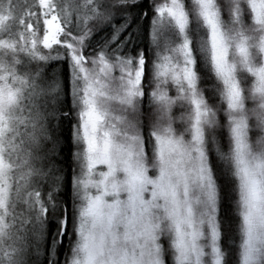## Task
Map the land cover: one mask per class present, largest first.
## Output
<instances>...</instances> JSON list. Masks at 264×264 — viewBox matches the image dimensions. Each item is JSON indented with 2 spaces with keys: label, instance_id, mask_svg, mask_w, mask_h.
Listing matches in <instances>:
<instances>
[{
  "label": "snow or ice",
  "instance_id": "obj_1",
  "mask_svg": "<svg viewBox=\"0 0 264 264\" xmlns=\"http://www.w3.org/2000/svg\"><path fill=\"white\" fill-rule=\"evenodd\" d=\"M0 264H264V0H0Z\"/></svg>",
  "mask_w": 264,
  "mask_h": 264
},
{
  "label": "rangeland",
  "instance_id": "obj_2",
  "mask_svg": "<svg viewBox=\"0 0 264 264\" xmlns=\"http://www.w3.org/2000/svg\"><path fill=\"white\" fill-rule=\"evenodd\" d=\"M253 139H255V135L253 136Z\"/></svg>",
  "mask_w": 264,
  "mask_h": 264
}]
</instances>
